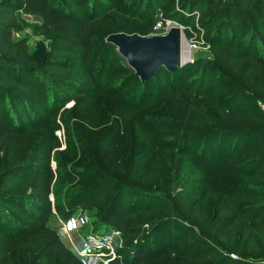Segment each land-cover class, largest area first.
Listing matches in <instances>:
<instances>
[{"label": "rangeland", "instance_id": "1", "mask_svg": "<svg viewBox=\"0 0 264 264\" xmlns=\"http://www.w3.org/2000/svg\"><path fill=\"white\" fill-rule=\"evenodd\" d=\"M98 1L103 2L51 0L65 13L71 4L80 7L83 18L89 17V7L108 11L103 14L105 22L97 21L86 30L89 39L65 55L58 53L55 40L43 34L38 17L17 12L21 21L13 34L25 45L30 64L68 60L74 70L62 77L54 75L57 83L34 71L33 80L45 99L41 105L28 99L23 89L7 94L13 89L4 88L0 95L4 119L10 124L19 119L23 129H34L22 137L12 130L0 137V173L29 162L11 176L15 180L10 185L5 178L3 189L30 203L29 214L16 212L8 204L14 198H5L8 194L0 196V205L10 213L6 217L23 230L15 231L20 239L0 235L3 259L7 264H86L74 248L83 236L110 227L105 225V213L121 201L131 213L135 207L148 210L144 216L128 217V229L139 232L131 238L123 236L122 260H130L138 235L170 217L172 223L149 239L146 248L167 237L171 245L182 241L185 249L193 244L195 256L217 252L233 260L264 261V236L258 226L264 216V175L208 178L214 157L228 158L233 147L240 144L242 150L250 144L249 134L264 130L259 123L263 118L259 103L264 105V0H145L146 6L157 7L151 11L155 21L131 11L133 34L150 38L178 28L190 56L186 66L173 72L160 68L145 85L138 77L130 79L131 69L115 46H104L111 35L108 26L122 19L132 0L104 1L101 9ZM160 22L163 27L156 28ZM223 45L230 48L231 57L219 52ZM237 52L240 58L234 56ZM58 83L68 89L62 92L55 87ZM63 109H69L66 123L58 117ZM227 110L247 117L232 123L225 118ZM192 114L199 116L193 123ZM147 153L150 156L145 158ZM245 160L251 156L246 154L236 163L244 165ZM48 169L75 180L49 184ZM22 174L29 175L26 181L16 179ZM99 194L98 206L78 210L68 220L56 211L66 199L83 202ZM78 213L87 216L85 226L77 225ZM59 245L72 256V263L58 253ZM195 256L176 254L154 264L214 260L202 262Z\"/></svg>", "mask_w": 264, "mask_h": 264}, {"label": "trees", "instance_id": "2", "mask_svg": "<svg viewBox=\"0 0 264 264\" xmlns=\"http://www.w3.org/2000/svg\"><path fill=\"white\" fill-rule=\"evenodd\" d=\"M104 1L108 0H103V2ZM144 1L145 0H132L128 5L129 9H126V13L122 14V19H117V23L108 26V33H125L128 35L133 34L135 31L131 28L130 23L133 22H131L130 20L134 17L131 16V11L133 12V14L135 12H138L141 15V18L152 20L154 22L155 20L152 18L153 16L151 11L154 12L157 7H155V4L152 7H148L146 6V3ZM103 2H97L98 8H103ZM69 6L71 8H68V12L65 13L60 10L61 6L52 5L51 0H0V95L3 94L4 88L13 89L8 91L7 94H10V92L12 91L16 92V90L14 89H23L28 99L34 98V100L41 105L43 104V102H45V99L43 92L41 91V89H39L38 84H36V82L33 80L34 71L46 76L48 80L57 83L60 82V80L55 76H61L65 72L74 70V67H69L70 64L68 63V60H58L55 63L41 62L39 66L31 65L29 59L27 58V49L25 45L23 43H18V41L15 40L13 34V30L18 27L21 21V16H19L17 12L22 15L26 14L38 17L41 21V30L43 34L48 38H52V40H55L57 42V47L59 50L58 53L65 55L66 53H68L69 48H77L81 43L87 41L89 39V35H86V30L92 29L97 21H104L103 18L106 15L103 14L108 12L97 10L96 12L99 11L100 13L96 14L95 8L89 7V17L83 18L81 16L82 9L80 7H77L74 4H71ZM135 16L137 18L139 17L138 14ZM91 18H93V20H90ZM104 46L106 48L111 47V45L107 43H104ZM90 49L92 51L94 50V48L92 47V43H88V50ZM218 49L219 52L223 53L226 58L232 56V52L227 45H223L221 47L219 46ZM113 51L115 52L114 48ZM234 56L236 58H240L241 54L237 52L236 54H234ZM130 73L133 74L130 79L132 77L137 78L132 70H130ZM147 82H149V80L145 83H140L141 85H145ZM55 87L60 89L62 92L64 91V89H68V87L64 86L63 83H58ZM261 102L264 104V101ZM2 106V98L0 96V137L11 133L10 130L18 132L19 134H21V137L25 136V134L28 135L31 130H34L31 127L23 129L19 123V119H15L16 123L12 121V124H10L9 119H4L5 116H3ZM18 107V109L21 111L20 106ZM55 108L56 107L51 106L49 109L55 110ZM68 110L69 109H63L60 113L58 112L59 119L63 120L62 123H66L64 114ZM22 114L23 113H21V116ZM246 117V114L242 115L238 111L227 110L225 113V118L229 119V121L232 123L238 120H243ZM262 117L264 118L263 113ZM190 118V122L193 123L199 118V116L192 114L190 115ZM263 118L259 119V123L264 124ZM57 126L58 125H56L55 127ZM248 137L250 138V144L244 149L241 150V146L239 144L236 147L232 148V151L229 154L228 158H225L223 157V155L218 154L212 159V163H209L208 165V168H210L208 171L209 180H214L232 174H234L235 176L243 175L245 178H260L259 175H264L262 174V169L264 168V130L257 131L254 134H249ZM55 145L58 148L60 147V144L57 141L55 142ZM151 151H153V149ZM186 152L191 154L192 150L188 148ZM150 154L147 153L145 155V158H148ZM246 154H249L251 156V160L243 161L246 162L244 163V165L236 163L237 160L240 161L241 159H243L244 155ZM201 156L202 155L196 157L195 161L197 162V160H200ZM28 164L29 162L18 163L0 173V196L5 197L6 194H8V197L5 198H14L15 196H17L16 193L14 194L3 192V189L6 187L5 178L8 179V184L10 185L11 182L15 180L12 179L14 177L11 176L14 175L15 172L19 169L26 167ZM239 167H242L241 171H239ZM28 176L29 175L27 174H22L16 179L19 181H26ZM54 180L58 183H72L74 182L75 178L66 174H55L51 172L50 169H48V183L50 184ZM261 180L264 181V179ZM38 182L40 183V179L39 181H37V183ZM100 197L101 194L93 197L92 199L88 198L83 202H81L80 199H66L62 203V205L57 206L56 211L58 212L62 220H68L74 214H76L78 210L85 211L86 209H91L94 206H98ZM122 197L123 194L120 198ZM5 198H3V200H6ZM0 200L2 199L0 198ZM13 202L14 203L8 202V204H10L11 206H15L17 208L15 210L16 212L29 214L27 208H29L30 203H28L25 199L14 198ZM118 204H114L108 209V211H106L104 216L105 225L121 230L124 237H134L138 234L139 231L137 229H128V217L131 214H134L136 216H144L148 213V210L147 208L137 209V207H135L132 210L133 213H131L127 208H124L122 206L121 201ZM4 208L5 207L0 205L1 238L3 239V235H9L10 239L15 240L16 238H19V235H16L17 233L15 231L21 232L23 230L19 228L18 225L15 226L16 223L13 220L6 217L9 216L10 213ZM33 218L39 221V217ZM260 220L261 223L258 226L261 230L260 234L262 233V235L264 236V216ZM171 223L172 222L170 221V217H164L163 219L157 221L155 224H152L149 230L138 235V241L133 245V252L129 261L120 259V255L122 253L120 249L118 250L117 258L111 264H154L155 262L165 260L166 258L175 256L176 254L180 255L181 257L195 256V254L197 253L192 254L194 248L193 244L189 245L188 248L185 249L186 245L182 241H177L173 245H171V242L167 237H165L159 245H150V247L146 248L147 241L153 238V236L156 235L163 227H167ZM57 251L61 256H65L67 258V261L72 263L73 258L63 245H59L57 247ZM216 253H201L198 256L196 255L195 258L196 260L206 262L212 257L214 260L210 264H264V261L260 260H233L228 256L219 255L218 253L217 255ZM7 262L8 261L6 259H3V254H0V264H7Z\"/></svg>", "mask_w": 264, "mask_h": 264}, {"label": "water", "instance_id": "3", "mask_svg": "<svg viewBox=\"0 0 264 264\" xmlns=\"http://www.w3.org/2000/svg\"><path fill=\"white\" fill-rule=\"evenodd\" d=\"M106 43L117 48L141 83L152 79L160 68L173 72L182 67V38L178 28H171L166 35L150 38L135 34H111Z\"/></svg>", "mask_w": 264, "mask_h": 264}, {"label": "built area", "instance_id": "4", "mask_svg": "<svg viewBox=\"0 0 264 264\" xmlns=\"http://www.w3.org/2000/svg\"><path fill=\"white\" fill-rule=\"evenodd\" d=\"M163 24L157 23L156 28H162ZM261 111L264 113V105L259 103ZM88 218L84 214L76 217L79 227L85 226ZM123 232L121 230L107 227L102 232L88 234L81 238L79 246L75 247L78 257L84 259L86 264H111L118 256V250L122 247ZM236 259V256H233Z\"/></svg>", "mask_w": 264, "mask_h": 264}, {"label": "bare ground", "instance_id": "5", "mask_svg": "<svg viewBox=\"0 0 264 264\" xmlns=\"http://www.w3.org/2000/svg\"><path fill=\"white\" fill-rule=\"evenodd\" d=\"M182 38V54H181V62L180 65L181 66H185L186 64H188L190 62V56H189V52H188V43L185 39V37L181 36Z\"/></svg>", "mask_w": 264, "mask_h": 264}]
</instances>
